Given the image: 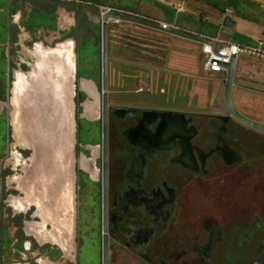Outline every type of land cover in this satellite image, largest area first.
I'll return each instance as SVG.
<instances>
[{
	"label": "flooded vegetation",
	"instance_id": "obj_1",
	"mask_svg": "<svg viewBox=\"0 0 264 264\" xmlns=\"http://www.w3.org/2000/svg\"><path fill=\"white\" fill-rule=\"evenodd\" d=\"M30 2L14 0L0 40L7 63L0 77V264H80L81 193L96 194L95 187L99 264L104 245L107 264H264V138L220 119L228 114L214 107H190L188 98L184 108L172 110L115 104L108 53L106 106L101 56L95 80L81 73L76 55L71 169L61 136L59 163L51 168V153L37 148L26 109H34L39 91L61 92L65 66L51 57L66 43L54 39L75 36L80 6L72 18L53 11L52 32L32 31L25 24ZM126 63L139 65V72L148 67L140 59ZM151 69L161 82L159 69ZM61 104L59 94L54 107ZM82 121L98 125L91 143L81 142Z\"/></svg>",
	"mask_w": 264,
	"mask_h": 264
},
{
	"label": "rangeland",
	"instance_id": "obj_2",
	"mask_svg": "<svg viewBox=\"0 0 264 264\" xmlns=\"http://www.w3.org/2000/svg\"><path fill=\"white\" fill-rule=\"evenodd\" d=\"M183 3L182 11L176 12L171 5ZM260 0H31L29 7L33 9L32 12L28 13L27 23L28 28L33 30H42L52 32L56 28L57 24L55 22L54 12L56 9H62L65 11L67 16H71L74 13L73 9L76 6H80L79 20L76 24L78 28L75 34V29L72 31L75 36L66 37L58 36L54 39V42L66 41L68 39L74 40L78 43L77 46V60L79 62L80 71L85 76H90L96 80L97 71L99 69V57H100V34L102 29V18L100 15L101 6H113L119 8H126L129 6L137 14H142L147 17H157L161 20L168 21L169 23L176 25L180 28L190 30V32L200 33L198 30L212 31L216 26L221 37L225 40L232 42H240L244 40H252V42L257 41L259 38L264 40V6L260 4ZM25 3L21 2L20 6H24ZM120 5V6H119ZM14 0H0V40H4L5 33L4 30L7 28V20L9 14H11L14 8ZM126 6V7H122ZM262 6V7H261ZM223 10L227 15L230 12V16L233 21L236 22V26L232 29L222 28L217 24L218 19L223 15ZM62 13V12H61ZM60 13V15H62ZM58 15L60 18L61 16ZM107 24V48L108 57L112 61L111 73V87L110 95L113 96V102L115 104H136V105H152L161 108V110H172L177 107L184 108L186 106V90H189L195 99L198 93L195 92L191 84L197 89L199 84L206 86L207 95L206 98L211 100L209 105H206V110L210 111L213 104H215L216 95H211V87L215 85L224 86L222 82H216L217 79L207 78L205 72L203 71V63L206 61V57L199 54L198 50H195V76L185 77L181 82L182 90H173L164 84H160L165 89V93L159 92V86L156 89L147 91L145 89H152L153 84H156V78L159 77L157 71H152L151 67H156L155 65H150L148 67H141L139 72V65L133 63H126L128 61L137 60L141 57L140 53L144 47L140 45L142 42L139 40L140 29L157 31V29H152L144 26L137 22H126L120 25ZM61 28L66 30L70 27L68 24L61 25ZM199 28V29H198ZM198 29V30H197ZM65 30V31H66ZM161 32V31H160ZM185 33L184 31H182ZM167 35L176 36L178 38H187L184 35L170 34L163 32ZM144 44V43H143ZM123 45L126 47L127 53H131L128 56L123 51ZM148 48L141 58H146V60L160 61L159 50L156 48H150V44H147ZM171 45V44H170ZM189 45L196 47L198 49V44L194 42H189ZM129 50V51H128ZM176 50L171 47L166 55H169V51ZM121 51V53H120ZM177 51V50H176ZM165 52V53H166ZM164 53V55H165ZM198 53V54H197ZM18 54V53H17ZM139 56V57H138ZM133 57V58H131ZM244 57H237L235 60V75L233 80V88L231 93V100L234 108L244 114L242 106H239L236 95L237 88L239 84L246 85L248 87H258L257 85L250 84L248 82H243L237 76V70L239 63ZM12 65V64H11ZM7 63H4V58L2 56V48L0 47V77L1 72L5 70ZM127 69L131 71L127 72ZM145 72L147 77H145ZM160 77L164 75L165 72L159 71ZM127 73L131 74L132 80H125L124 78ZM126 74V75H125ZM225 71L217 73V76L224 75ZM178 75H172L173 79H179ZM163 77V78H164ZM177 77V78H176ZM128 79V77H126ZM161 79V78H160ZM193 81V82H192ZM142 82L147 85L141 84ZM218 83V84H217ZM183 86L184 89H183ZM143 88L142 92H134V89ZM128 91L123 93H118V91ZM194 90V91H192ZM222 104L226 107L223 93H219ZM193 100L190 107H195V102ZM208 100V101H209ZM245 106V105H244ZM252 106H249L251 108ZM252 112H255V122L264 125V105L261 107L254 108ZM227 113L229 111L227 109ZM2 118H0V152L3 146V136L5 131L3 125L1 124ZM99 136V129L96 123L83 122L81 124L80 139L81 142H93ZM86 178L84 182L86 183ZM91 186V185H90ZM91 189V187H90ZM97 194V188H94ZM96 194L92 190H87L85 193L82 191V210L80 219V235H81V250H80V264H99V237L97 232V198Z\"/></svg>",
	"mask_w": 264,
	"mask_h": 264
},
{
	"label": "water",
	"instance_id": "obj_3",
	"mask_svg": "<svg viewBox=\"0 0 264 264\" xmlns=\"http://www.w3.org/2000/svg\"><path fill=\"white\" fill-rule=\"evenodd\" d=\"M217 24L222 28L232 30L235 27V22L229 14L221 15L218 19ZM70 40V39H68ZM72 47L70 50V55L64 52H58L57 47L54 50V55L52 59H60L65 66V80L58 79L61 82V92H53V88L50 91L44 90L39 91L36 95H39V100L34 102V109L32 104H28L31 108L26 109V114L28 115L30 128L34 131L36 137L35 144L39 150L46 148V152L51 153V168H56L59 163V136H61L63 142L67 146V165L68 169H71V160L69 157V147L73 144V131H74V117H73V102L72 98L74 95V81L76 72V54H75V42L71 40ZM100 56H101V93H103L104 106H106L108 81H107V24L102 23V29L100 34ZM53 61V60H52ZM225 68V78L222 83L225 85L224 99L229 111L228 115H220V119H231L235 122L251 128L261 134H264V125L253 121L252 119L242 115L238 112L232 103L231 93L233 88V80L235 75V58L232 57L228 64L223 65ZM54 81V77H51ZM65 81V82H63ZM57 83V81L55 82ZM61 97V106L54 107V101H57V97ZM62 98H65L62 101ZM65 104V107H64ZM162 114H180L178 112H168V111H157ZM106 114L103 118V148L104 155L106 156ZM64 137L66 141L64 142ZM63 145V144H62ZM61 145V147H62ZM106 159H104V189L106 186ZM103 264L106 262V247H103Z\"/></svg>",
	"mask_w": 264,
	"mask_h": 264
},
{
	"label": "crops",
	"instance_id": "obj_4",
	"mask_svg": "<svg viewBox=\"0 0 264 264\" xmlns=\"http://www.w3.org/2000/svg\"><path fill=\"white\" fill-rule=\"evenodd\" d=\"M260 4H262L264 6V0H260ZM260 4H259V6H260ZM166 22H168V21H166ZM235 26H236V22H235ZM181 30H186V31L190 32V30L183 29V28H181ZM139 31H140L139 32V34H140L139 40L142 42V44L140 43V45H142V47H144V49L142 50V53H140L141 57L142 56L144 57L143 54L146 52V50L148 48L147 44H150V46H149L150 48H153V49L156 48L159 50L160 54L158 57L160 58V61L157 62V61H152V60H146V58H141V57L138 59H140V61L143 62L145 66L155 65L159 69V71L166 73L165 77L163 75L164 78L162 77L161 82L158 79L159 77H157L156 78V84L155 85L153 84V86L154 87L159 86V89L161 90V92L165 91V89L162 86H160L161 83L166 85L170 89L182 90V88H181L182 80L186 79L185 77H189V75H190V77L195 76L196 72L194 70L195 69L194 52H195V50H198L199 54L201 53L200 52V43H198L195 40L189 39V38H182L181 39V38H178L176 36L167 35V34L160 32V31L155 32V31L146 30V29H140ZM198 31L201 34H205V35H210L208 32H211V31H206V30L205 31L198 30ZM216 37L225 39L224 37L220 36L219 30L216 34ZM189 42L197 43L199 45L198 49L196 47H193L192 45H189ZM235 43H239V42H235ZM240 43L241 44H251V43H254V41L252 42V40H244ZM171 47L173 49L176 48L177 51L171 50V51H169V55L167 56L166 54L168 52H166V51L170 50ZM123 48L124 49H123L122 53H125V51L127 49L124 45H123ZM129 52L127 53V51H126L125 54H127L128 56H131V53H129ZM120 53H121V51H120ZM164 53H165V55H164ZM131 58H133V57H131ZM143 74H145V77H147L146 75L148 73L146 74L144 72ZM174 74L178 75L177 77H179V79L177 77H176L177 78L176 80L173 79L172 75H174ZM205 75H207V78L217 79L216 82H222L225 78V74L217 76L216 74L205 73ZM237 76L243 82L245 81V82H248L250 84L258 86V87H251V86L248 87L246 85L239 84L238 88H237V95H236V99H237L239 106H242V109L244 112L243 115H245L246 117H248L250 119H255L254 118V117H256L255 112L251 113V111H253L254 108L261 107V105H264V63L254 61L251 59H247V58L242 59L239 63V66H238ZM195 83H196V81H195ZM195 83H194V85L191 84V87H193L195 92H197L199 95L196 98L197 102L195 103V106L197 108H206L205 106L209 105L211 102V100H209V98H206V95H207L206 86L203 84H199L197 89H195L194 88ZM141 84H144V86L147 85L144 82H142ZM184 87L185 86H183V89H184ZM194 90H192V91H194ZM186 91H187L186 92L187 93L186 99L188 98L190 101H193L195 99V96H193L189 90H186ZM223 91H224V86L214 84L211 87V95H216L215 104H213L212 107L215 108L214 109L215 112L222 113V114H228L226 107L221 102L220 95H218L221 92L223 93ZM249 106H252V107L249 108ZM237 124L239 126L238 129L241 132L248 134V135H257V136L264 138V134H261L255 130L248 128L244 125H241L239 123H237Z\"/></svg>",
	"mask_w": 264,
	"mask_h": 264
},
{
	"label": "built area",
	"instance_id": "obj_5",
	"mask_svg": "<svg viewBox=\"0 0 264 264\" xmlns=\"http://www.w3.org/2000/svg\"><path fill=\"white\" fill-rule=\"evenodd\" d=\"M171 7H173L176 12H180L182 11L183 3H177L171 5ZM101 10V23L105 22L112 25H120L126 22H137L161 32L174 35L180 33L184 35V37L197 41L200 43L201 54L206 57V61L203 63V71L207 74H217L226 71L223 65L228 64L232 57H234L235 60L237 57H244L264 63V40L261 38L251 44H239L216 36L213 37L181 30V28L169 22L157 17H147L142 14H137L131 9L101 6ZM228 14H230V12Z\"/></svg>",
	"mask_w": 264,
	"mask_h": 264
},
{
	"label": "bare ground",
	"instance_id": "obj_6",
	"mask_svg": "<svg viewBox=\"0 0 264 264\" xmlns=\"http://www.w3.org/2000/svg\"><path fill=\"white\" fill-rule=\"evenodd\" d=\"M65 43H66V49L64 50V48H62L61 50H59L58 48H57V51L59 52H64V53H66L67 52V54L68 55H70V50H71V47H72V42H71V40H66L65 41ZM59 52V53H60ZM62 99H65V98H62Z\"/></svg>",
	"mask_w": 264,
	"mask_h": 264
},
{
	"label": "trees",
	"instance_id": "obj_7",
	"mask_svg": "<svg viewBox=\"0 0 264 264\" xmlns=\"http://www.w3.org/2000/svg\"><path fill=\"white\" fill-rule=\"evenodd\" d=\"M120 6V5H119ZM122 7H126V6H122ZM126 8H128V9H131L129 6H127ZM133 9V8H132ZM131 9V10H132ZM225 10H223V14H225ZM217 32H218V26H216L211 32H208L210 35L209 36H216V34H217Z\"/></svg>",
	"mask_w": 264,
	"mask_h": 264
}]
</instances>
